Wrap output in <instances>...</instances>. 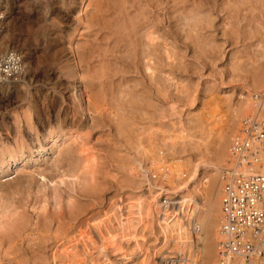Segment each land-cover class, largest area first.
<instances>
[{"label": "rangeland", "instance_id": "obj_1", "mask_svg": "<svg viewBox=\"0 0 264 264\" xmlns=\"http://www.w3.org/2000/svg\"><path fill=\"white\" fill-rule=\"evenodd\" d=\"M108 1L111 2L110 0H87L86 5L89 3L92 5H89L87 9L88 12H86L87 14L81 12L77 15L75 28H78V30L72 32L75 41L72 39L71 46L70 37L69 35L67 36L66 43L67 49L69 48L68 52L76 56V59H78L77 63L82 73L86 71L85 68L87 66L83 64L82 67L79 62L80 55L77 45H79L78 43L80 42L84 44L85 41L90 43L93 40V37L96 35L95 28H88V23L86 22L94 15L95 6L100 5V8L103 9V3L108 4ZM155 1L154 10L157 12L161 10L159 14H162L161 18L163 20L160 22V25H163L162 28L164 31H167L169 34L171 33L169 45L173 48L177 47L175 50L180 52H177V54L174 50L175 54L173 55L175 56L168 59L166 58L169 65L164 68L163 74L159 71L155 73V76L162 79V84L158 83V85L154 84V82L149 79L150 72L146 73L140 66L138 68L135 67L137 70H135L136 79H130L132 72H129V65L134 64L130 61L129 64L127 62L128 60L125 61L126 59L124 60L120 57H118L119 59L114 56L111 57V63L113 64H111L112 68L115 67L116 69L114 68V70H112L111 67L108 69L109 74L112 71L113 73L110 74L109 78V80L111 79V83L107 80L109 81L108 84L111 86L107 85V95L104 97L106 99L105 101L104 99L100 100L97 105L99 110L95 108L96 106L88 105V101H86L89 111L87 112V120H83L84 123H87L89 126V128L83 132L86 138V148L88 152H91V155L96 158L97 162L95 169L96 176H94L96 182H93L95 181L93 180V184L91 183L92 186L89 187L87 185L88 187H84L83 189L79 182H76V179L72 178V176L70 177V173H68L70 170L73 174L77 171L76 161L79 157L80 146L70 141L69 144H67L68 142L64 143L68 136H65V131H61L57 128V124H53V127L50 129L51 132L47 134V136H44V132L42 133L38 123V126L35 127L37 122L36 111L40 108L39 98L44 96L47 97V109H49L50 112L54 110L51 99L55 93L53 82L38 75L32 77L35 75L36 70L42 68V64L36 66L33 65V60H26L25 74L23 77L18 81L12 82L9 87L3 90L0 89V205L4 203L10 210V216L0 219V223L3 222L4 224L3 228H1L0 225V229H15L18 225L19 218L23 217L29 222L26 229H23L20 235H15V237L17 236L16 239L13 237V244H9L11 240L4 241L7 243V246H4L5 243H3L2 249L8 252L7 257L9 256L10 259L17 257L21 253H26L28 255L34 253L51 255L55 253L57 255V263L59 264H98L103 258L113 257L115 252H113V250L115 249L110 245H105V247H103L96 237V232L98 233V231L105 229L99 230L93 229V227L96 228L95 224L103 219H105L103 222H106L109 212H111L114 205L118 203L119 197L125 198L126 200H124L126 202H130L132 198L134 199L135 196L128 194H133L134 192L132 191H135L138 185L137 183L135 184V181H130L126 163L133 161L137 166L138 164L136 163L138 162L142 164L148 163L149 160L147 155L143 154V152L146 151L145 148L148 150L151 144L161 141V139L167 135L173 136V139L175 138V134L176 136H180L179 134L182 133L180 129L182 128H184V132H187L184 138H186L190 132V135H195L194 137L188 136L187 138L189 139L186 138L188 141L186 144H189V141L190 144L194 143L195 146L201 144L199 145L200 149L207 148L206 145L208 143L213 146L214 140L212 136L208 134L209 132H202L201 130L199 131V129L193 128L195 124L193 122H196L201 114L206 113L211 108L209 104L210 107L207 106V108H205L204 100L209 98L207 100H210L212 104H214L213 102L215 101V103L218 102L217 106H222L220 107V112L221 110L222 112L226 110L223 114H227L229 113L227 111L230 110V104H237L240 101L242 89H244V87H249L252 83L254 66L256 65V63L255 65L253 64V60H255V57L259 56L255 54H258V49L260 50L261 48L259 44H261L260 42L262 41L260 39L264 36L261 34V32L264 31V0H250V3H246L248 7L243 6V9L240 10L241 12L236 13V18H233V13L229 8L228 2L230 0H213L212 4L215 5V7L211 5V1L208 0V2L204 0V3H207V5L205 3L204 14L208 15L210 14L209 12L212 13V24L208 25L207 31L205 30V33H203L205 38L202 37L203 40H201L200 45H195V42L193 43L191 40L184 39L185 44L193 45L196 52L200 50V46H206V52H202L203 54L198 52L196 55L194 68L196 78L192 80H181L174 72V66L177 62L188 65V60L186 58L187 49L181 47L176 39H174V33L172 31V24L174 22L168 17V13H171L174 9L173 5L176 3L178 4L179 1L160 0L161 2L158 1V3L157 0ZM252 2L253 4H251ZM4 5L5 13L8 14L5 15L6 18L4 21L6 29H9V39L11 42L7 48L13 47L17 48L19 51L25 49L26 51L28 50L31 53H35L36 43L48 39L49 32L44 28L49 26L51 22L58 20L57 13L59 10L55 8L54 0H4ZM167 6H171L170 9H168ZM255 6H257V8ZM166 9L168 10L166 11ZM8 16L10 17L7 18ZM83 19H85L86 22ZM170 22L173 23L170 24ZM58 26H60V23H57V27ZM254 29L257 30L255 31ZM260 29L261 31L258 34L257 31ZM262 33L264 34V32ZM172 42L176 46L173 45ZM88 45L89 44H87V46ZM34 59L36 60V55H34ZM116 60L117 65L119 64L118 66L116 65ZM44 61L50 64L48 65L50 67L48 69L52 71L54 69V64L48 62V60ZM125 63H128V65ZM225 65L229 66L225 67ZM124 66H126V68ZM246 68L247 70H245ZM251 68H254L253 71H250L252 70ZM124 75L125 78L123 77ZM168 75L170 76L168 77ZM112 80L114 83L116 82V84L121 83L122 85L117 84L121 89L117 88ZM118 80L119 82H117ZM140 81H143L142 83L144 85L138 83ZM78 83L80 85L83 84L82 80H78ZM114 90H118L119 92H113ZM125 90H127V92L132 90L142 96L144 95L143 97L145 99L143 98L142 101L133 102L128 105L130 107L128 109L133 110V113L130 115L133 122L129 125L127 129L128 132L122 134L118 131L117 119L114 118L115 109L117 107L115 97H119ZM248 91H246V93ZM189 96L194 97L193 100H190ZM210 98L217 100L214 101ZM5 99L9 102L8 104L6 103L7 105H3V102H7ZM86 99L87 97L85 100ZM202 105L204 106L203 108ZM56 106L57 105H55V107ZM201 109L204 111H201ZM140 110H143L142 113ZM146 111H148L149 116L145 113ZM26 112H30L33 117L34 123L32 124H34V126H31L32 128L26 120ZM3 118L7 121V125L1 124ZM189 126L191 129L193 128V130L189 129ZM185 128H188V131ZM182 136H180L179 139H181ZM55 138H58V140L61 139L60 143H64L61 145V155L59 153L54 155L51 149L53 141L56 140ZM177 139L178 137L175 138V141H178ZM70 143L72 147H70ZM204 146L206 147L204 148ZM5 150H7V153L4 154V152H6ZM162 150L165 151V153L167 152L165 148ZM190 151L189 155H191ZM158 152L159 151L156 150V153L151 152V154H157ZM140 154L142 156H140ZM138 155L139 157H137ZM70 159L74 161L72 164L69 162ZM4 162L5 164L8 162L10 164L5 167ZM169 164L173 166V163L171 164L168 162V165ZM145 166H147V164H145ZM173 169L170 176L173 175L174 171L178 170L177 168L175 169V167ZM37 171L45 172L46 178H43ZM67 173L68 176L66 175ZM156 173H160V171ZM163 174L164 173H161V175ZM59 176H63L65 180L63 179L62 182ZM51 179L53 181H50ZM54 186L58 187L56 189L58 190V205L54 203L55 199L50 197ZM87 188H91L93 192L95 190V194L91 190H87ZM85 189L92 193L89 194ZM130 196L132 197L130 198ZM70 199V206H72L70 208L72 211L68 206ZM45 200H47V209L45 208L43 213L40 207ZM14 209L16 210V214L11 217V213L15 212ZM81 210H83V212ZM149 231L150 229H145L143 235L145 239H148L149 246L151 247L155 239L152 235H149ZM133 240L132 238L127 242L129 243L127 246L131 255H134L138 251L137 248L133 246L134 244H132ZM107 247L110 248L107 249ZM157 251L160 252L161 250L157 249L155 252L157 253L156 256L158 259L159 252ZM105 254L108 256L106 255L107 257H105ZM113 259H115V257Z\"/></svg>", "mask_w": 264, "mask_h": 264}, {"label": "bare ground", "instance_id": "obj_2", "mask_svg": "<svg viewBox=\"0 0 264 264\" xmlns=\"http://www.w3.org/2000/svg\"><path fill=\"white\" fill-rule=\"evenodd\" d=\"M110 1L111 2L108 1V4L103 3V9L100 8V5L95 6L94 15L89 19V21L86 22V20L83 19L86 23H88V28H95L96 33L90 43L85 41L84 44L80 42L78 43L79 45H77L80 55L79 62L81 63V66L83 64L87 66L85 68L86 71H83V73L80 70V79H78L82 80L83 82V84L81 83V88L84 92L83 102L80 100L79 96L80 89L75 87V83L78 81L71 82L67 75L66 69L60 66L58 54L56 56L50 54V43L55 39V37L53 35L51 36V34L57 27V23H59L57 20L58 18L56 19L58 22L53 21L49 26L44 28L49 32L48 39H44V41L36 43L35 53H31L25 49L20 51L23 56L24 63H26V60H33V65L40 66V64H42V68L36 70L35 75L31 76L36 77L38 75L50 80L53 82V89L55 91L51 98L54 105L53 112H50L49 109H47L46 105L48 98L45 96L39 98L40 108L36 111L37 122L35 127L39 125L41 127L42 133L44 132V136H47V134L51 132L50 129L53 127V124H57V128L61 131H65V136H68V138L65 140L66 142L64 143L68 142L67 144H69L70 141L80 146L79 157L76 161L77 171L73 174L70 172V170L68 173H70V177L72 176V178L76 179V182H79L83 189L84 187L92 186L91 183L93 180H95L94 176H96L95 169L97 162L96 158L91 155V152L89 153L88 149L86 148V138L83 132L89 128L88 124L84 123L88 116L86 115L85 117H82L81 113H87L89 111L88 105L96 106L95 108L98 109L97 105L99 104L100 100L104 99L105 101L106 98L104 97L107 95V85L111 86L108 84L109 81L111 83V79L109 80L110 74L113 73V71L110 74L108 72V69L110 67L112 68L113 65L111 63V57L114 56L117 58L120 57L124 60L126 59L125 61L128 60L127 62L129 64L131 62L136 68L140 66V68H142L146 73L150 72L149 79L154 82V84L158 85V83L162 82V79L155 76V73L159 71L163 74L164 68L169 65L166 58L168 59L174 57L175 55L173 54H175V49H177V47L173 48L171 45H169L171 41V33L169 34L167 31H164L162 28L163 25H160V22L163 19L161 18L162 14H159L161 10L159 12L154 10L155 0ZM158 1L160 0H157V3ZM178 1V4L176 3V6L173 5L174 9L172 10L171 8L172 12L168 13L169 16H167L170 17V20H173L177 30L184 36V39L191 40L193 43L195 42V45H200L201 40L205 38L203 36V33H205L204 31H207L208 25L212 24V13L209 12L210 14L208 15L204 14L205 6L207 5L206 2L205 5L204 0ZM209 1H211L210 3L213 5V0ZM249 1L250 0H230L228 2L229 8L233 13V18L237 16L236 13L241 12L240 10L243 9V6L248 7V4L246 3H250ZM90 4L91 3L82 8L81 12H85V14H87L86 12H88L87 9ZM251 4H253V2ZM170 7H168V9H170ZM213 7H215V5H213ZM255 7L257 8V6ZM0 8H5L4 0H0ZM168 9H166V11ZM3 12L5 15H8L5 13V9ZM9 17L10 16L7 18ZM173 22H170V24ZM77 30L78 28H75L73 29V32ZM260 31L261 29L257 31L258 34ZM262 32L261 34L264 35ZM72 35V33L69 34L70 46L73 39ZM9 38V29H6L5 25L0 36V48H7L10 45L11 42ZM262 38L260 39L259 37V39L262 41L260 42L261 44H259L261 48L259 46L260 50L258 49V54L256 53L257 51L255 52L256 54L254 53L257 56L259 55L258 57H255V60H253V64L255 65L256 63L257 67L255 65V69L253 68L254 71L252 68V70H250L253 71L252 83H249V87H244V89H242L243 91L241 93L240 101L237 104L232 103L230 106L228 103L230 110L227 112L229 113L226 112L227 114H223V112L226 110L223 112L221 110L220 112V107L222 106H217L218 102L215 103V100L217 99L210 98L215 101L213 102L214 104H212L210 100H207L209 98H207L204 100V105L205 108L211 105L210 110L201 114L199 119H197L196 122H193L195 123L193 127L194 129L196 128L202 132H209L208 134L212 136L214 140L213 143L215 145L213 144L212 146L210 143H208L210 146L207 144V148L204 146L205 149H200L199 145L201 144H197L199 148L197 145L195 146L192 141L191 142L193 144H190V141V145L186 144L188 142L186 140L188 136H195L190 135V131L193 130V128L191 129L190 125L189 129L191 130L189 131L190 133L186 138H184V136L187 132H184V128H182L180 129V132L182 133H178L180 136L183 135L181 139H179L180 136H176V134L174 135L175 138L178 137V141H175V138H172L173 136L171 137L170 135H167L161 139V141L151 144V147L149 146L150 149L149 147L148 150L145 148L146 151L143 152V154H146L149 160L148 163H145L147 166H145L144 163L143 165L141 162L136 163L138 166L135 165V162L133 161L126 163L130 181H135V184L137 183L138 185L136 190L132 191L135 194L129 193L128 195H133L135 197L134 199L132 198L131 201L128 199L130 202H126L125 198L119 197L118 203L116 202L117 204H115L111 212H109L111 215L108 214V219H106V222H103V220H105L103 219L95 224L96 228L93 227V229H105L98 231V233L96 232L98 242L103 247H105V245H110L113 249H115L113 252H117H114L113 257L111 256L112 258L107 257L108 255L105 254V257L107 258H103L98 264H111L114 262H118L119 264H167V262H169L172 257H177V260L173 259L176 264H218L219 252L217 244L222 238L221 226L223 221L222 194L225 182L224 174L225 171L232 165L233 161L230 152L231 143L235 135H237V133L242 130L245 119L251 117L253 118L255 116H259V119L264 117V110H260V103L255 97V94H260L264 91V36ZM58 43L59 40H57V44ZM87 44L89 45L87 46ZM81 45L83 46L82 53ZM177 52L178 51H176V53ZM198 52H201V54H203L202 52H206V46H200V50ZM34 55H36V60L34 59ZM44 60H48V62L54 64V69L52 71L51 69H48L50 68L48 66L50 64L45 63L46 61ZM128 63L125 64L128 65ZM124 67L126 68V66ZM114 68H112V70H114ZM245 70H247V68ZM24 74L25 70L23 75ZM23 75L16 80H10L0 89L3 90L9 87L12 82L18 81L23 77ZM169 76L170 75H168V77ZM123 77L125 78V75ZM122 80L125 81L124 79ZM117 82H119V80ZM142 82L143 81H140L138 83ZM113 84L115 85L116 82H113ZM117 84L122 85L121 83ZM117 84L116 87L119 88ZM115 91L118 90H114L113 92ZM246 91L248 92L246 93ZM85 94L87 97L86 100ZM143 96L135 91L131 90L127 92V90H125V92H122L119 96L120 98L115 97L117 107L115 109L114 118L117 119V127L120 133L123 134L128 132L127 129L133 122L131 119L132 117L130 116L131 113H133V110L128 109L130 108L128 105L132 104L133 102L142 101L144 98ZM193 98L194 97L189 96L190 100H193ZM6 101L7 102H3V105H7L9 103L8 100ZM86 101H88V105L86 104ZM55 105L57 106L55 107ZM203 107L204 106L202 105V108ZM140 111L142 113L143 110ZM201 111L204 110L201 109ZM145 113L149 116L148 111ZM164 116L166 117L165 114ZM26 120L29 122L30 127L34 126V124H32L34 123L33 117L30 112H26ZM1 124L7 125L5 118L1 120ZM185 129L188 131V128ZM60 140L57 138L51 145L54 155L58 153L61 155V145L64 143H60ZM70 147H72L71 143ZM159 148H165L167 152L165 153V151ZM156 150L159 151L157 154H155ZM5 151L6 152H4V154L7 153V150ZM189 151L191 152V155H189ZM151 152L155 153L151 154ZM140 156L142 155L140 154ZM137 157H139V155ZM69 162L72 164L74 161L73 159H70ZM168 162L171 164L173 163L175 169H178L177 171H174L172 176L170 175L174 170V167L170 164L168 165ZM9 164V162L7 164L4 162L5 167ZM184 169L187 172L185 176L183 175ZM157 171H160V173H156ZM37 172L43 176V178H46V175L44 174L45 172ZM68 173L66 174L67 176ZM161 173L164 174L161 175ZM60 178L63 182V176ZM50 181L53 180L51 179ZM93 182H96V180ZM57 188L58 187L54 186V189L50 194V197L55 199V204H57L58 199V190H56ZM88 189L91 190V188H87V190ZM87 190L85 189V191ZM91 191L93 192V190ZM87 192H89V194L92 193L90 191ZM95 192L96 191L94 190L93 193L95 194ZM163 195H166L168 198L172 199V204H163ZM131 197L132 196H130V198ZM46 201L47 200L41 204L40 209H42V211L46 208ZM3 204L4 203H1L0 205V219L10 216L9 208L7 205ZM70 204L71 199L68 204L69 208L72 207ZM70 210L72 211L71 208ZM81 211L83 212V210ZM15 214L16 210L14 213H11V217H13ZM28 223L29 222H27V219L23 217L19 218L18 225L15 227V229H0V264H59L57 263V255L55 253L51 255L38 253L28 255L26 253H21L12 259H10L9 256L7 257L8 252L5 250L3 251L2 249V245L5 243L4 241L11 240V243L9 244H13V237H15V235H20V233H22L21 231L26 229ZM0 225L1 228L4 227L3 222H1ZM145 229H150L149 235H152V237L155 239L152 242L151 247L149 246L148 239H145L143 235V233H145ZM132 238L134 239L132 244H134L133 246H135L138 250L134 255H131L127 246L129 244L127 242ZM5 245L7 246V243H5L4 246ZM108 248L110 247H107V249ZM157 249L161 250L160 252L157 251L159 252L158 259L156 256L157 253H155ZM9 255L13 256L12 254ZM114 257L115 259H113ZM254 264H264V262L257 260V262Z\"/></svg>", "mask_w": 264, "mask_h": 264}, {"label": "built area", "instance_id": "obj_3", "mask_svg": "<svg viewBox=\"0 0 264 264\" xmlns=\"http://www.w3.org/2000/svg\"><path fill=\"white\" fill-rule=\"evenodd\" d=\"M3 11L0 8V36L5 26ZM24 70V59L17 48H0V88L21 77ZM255 97L260 110H264V91ZM230 152L233 161L224 174L218 264L264 262V117L244 120ZM162 203L170 205L172 199L163 195ZM176 258L172 257L167 264H176Z\"/></svg>", "mask_w": 264, "mask_h": 264}, {"label": "clouds", "instance_id": "obj_4", "mask_svg": "<svg viewBox=\"0 0 264 264\" xmlns=\"http://www.w3.org/2000/svg\"><path fill=\"white\" fill-rule=\"evenodd\" d=\"M55 8L58 9L57 18L60 25L54 29L52 35L55 39L50 43V54L56 56L58 54V59L60 66L66 69L67 75L71 81L76 82L80 77V66L77 63L76 56L74 54H69L66 39L69 34L73 32L76 25V17L81 12L87 4V0H54ZM174 39L180 44L181 47L186 48V58L188 60V65H184L177 62L174 66L175 75L181 80H192L195 79V58L197 52L193 45L185 44L184 36L177 30L176 25H172ZM75 41V37H73ZM57 40L59 43L57 44ZM83 52V46H81V53ZM229 65H225L228 67ZM129 70L132 72L130 79H136L135 76V66L129 65ZM75 87L80 89V100L84 101V92L81 85L77 82ZM82 117L87 115L86 112L81 113Z\"/></svg>", "mask_w": 264, "mask_h": 264}]
</instances>
